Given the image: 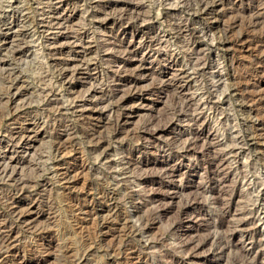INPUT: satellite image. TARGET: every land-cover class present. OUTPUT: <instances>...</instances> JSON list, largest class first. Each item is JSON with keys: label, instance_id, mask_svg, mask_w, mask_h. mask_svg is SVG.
<instances>
[{"label": "rangeland", "instance_id": "1", "mask_svg": "<svg viewBox=\"0 0 264 264\" xmlns=\"http://www.w3.org/2000/svg\"><path fill=\"white\" fill-rule=\"evenodd\" d=\"M0 62V264H264V0H0Z\"/></svg>", "mask_w": 264, "mask_h": 264}, {"label": "bare ground", "instance_id": "2", "mask_svg": "<svg viewBox=\"0 0 264 264\" xmlns=\"http://www.w3.org/2000/svg\"><path fill=\"white\" fill-rule=\"evenodd\" d=\"M53 3H54V2H53ZM206 3H207V2H206ZM58 12H59V11H58ZM55 14H56V13H55ZM54 16H55V15H54ZM54 16H53V17H54ZM51 17H52V16H51ZM59 17H60V16H59ZM45 18H46V17H45ZM55 18H56V17H55ZM50 19H51V18H50ZM52 19H53V18H52ZM58 20H59V19H58ZM46 21H47V20H46ZM55 22H56V21H55ZM56 23H58V22H56ZM45 26H46V25H45ZM51 27H52V26H51ZM20 30H21V28H20ZM13 31H14V30H13ZM18 32H19V30H18ZM8 33H9V32H8ZM6 34H7V33H6ZM18 34H19V33H18ZM16 35H17V34H16ZM19 35H20V34H19ZM5 36H6V35H5ZM14 36H15V34H14V32H13V33L10 34L9 38H12V37L14 38ZM24 36H25V35H24ZM16 38H17V37H16ZM57 38H58V37H57ZM5 39H6V38H5ZM17 39H18V38H17ZM19 39H20V38H19ZM21 40H22V38H21ZM24 40H25V39H24ZM3 41H4V40H3ZM6 41H7V40H6ZM22 42H23V41H22ZM4 43H5V41H4ZM6 43H7V42H6ZM16 43H17V41H16ZM23 43H24V42H23ZM2 59H3V58H2ZM2 61H3V60H2ZM4 61H6V60H4ZM0 63H1V62H0ZM76 69H77V68H76ZM73 75H74V74H73ZM73 79H74V78H73ZM11 82H12V81H11ZM66 82H67V81H66ZM182 85H183V84H182ZM13 86H15V84H14ZM11 89H12V88H11ZM199 130H200V129H199ZM29 131H30V130H29ZM22 135H23V134H22ZM23 136H24V135H23ZM209 136H210V135H209ZM20 137H21V136H20ZM28 137H29V136H28ZM21 138H22V137H21ZM26 138H27V137H26ZM26 138H25V139H26ZM29 138H30V137H29ZM29 138H28V139H29ZM250 138H251V137H250ZM250 140H251V142H253L255 139H254L253 136H252V138H251ZM194 142H195V141H194ZM26 143H27V142H26ZM28 143H29V142H28ZM20 144H21V143H20ZM253 144H255V143H252V145H253ZM60 149H61V148H60ZM12 157H13V156H12ZM11 159H12V158H11ZM0 165H1V164H0ZM217 168H218V167H217ZM213 170H214V169H213ZM66 173H67V172H66ZM8 175H9V174H8ZM207 176H208V175H207ZM226 191H227V190H226ZM112 208H113V207H112ZM113 220H114V219H113ZM1 222H2V221H1ZM4 222H5V221H4ZM239 222H240V221H239ZM241 222H242V221H241ZM226 225H227V224H226ZM236 225H237V224H236ZM240 225H241V224H240ZM236 227H237V226H236ZM231 229H232V228H231ZM231 229H230V230H231ZM233 229H234V228H233ZM233 229H232V230H233ZM235 229H237V228H235ZM226 230H227V229H226ZM228 230H229V229H228ZM228 230H227V231H228ZM230 230H229L228 232H230ZM233 231H234V230H233ZM2 233H3V232H2ZM10 234H11V231L7 232V235L4 236V237L7 238V237L10 236ZM1 238H2V237H1ZM10 241H11V240H10ZM227 242H228V241H227ZM245 259H246V258H245ZM249 259H250V258H249ZM249 259H248V260H249ZM239 260H240V259H239ZM251 261H252V260H251ZM2 262H3V261H2ZM254 262H257V261H254ZM254 262H253V263H254ZM19 264H23V262H20ZM255 264H256V263H255ZM260 264H261V263H260Z\"/></svg>", "mask_w": 264, "mask_h": 264}]
</instances>
